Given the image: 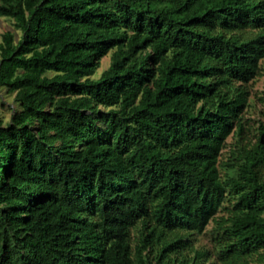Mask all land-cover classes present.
<instances>
[{"label":"trees","instance_id":"trees-1","mask_svg":"<svg viewBox=\"0 0 264 264\" xmlns=\"http://www.w3.org/2000/svg\"><path fill=\"white\" fill-rule=\"evenodd\" d=\"M0 17V264H264V125L220 160L264 0H0Z\"/></svg>","mask_w":264,"mask_h":264},{"label":"rangeland","instance_id":"rangeland-1","mask_svg":"<svg viewBox=\"0 0 264 264\" xmlns=\"http://www.w3.org/2000/svg\"><path fill=\"white\" fill-rule=\"evenodd\" d=\"M12 29V20L0 17V40L1 35L6 30ZM17 35L20 34L16 32ZM110 62L109 55L101 59L97 76L105 69ZM247 104L242 110L243 132L241 135L231 133L225 141V147L221 150L220 160H227L232 154L239 151L241 147H250L256 142L259 136L260 127L264 125V59L260 61L258 74L246 83ZM14 108L13 95L7 94L4 88H0V115L4 120H8L11 109ZM213 227V222L206 226L205 232L198 236L195 246L209 244V231Z\"/></svg>","mask_w":264,"mask_h":264}]
</instances>
